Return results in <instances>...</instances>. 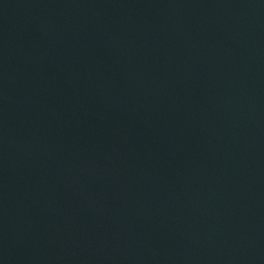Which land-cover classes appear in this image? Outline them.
<instances>
[{
  "label": "water",
  "instance_id": "1",
  "mask_svg": "<svg viewBox=\"0 0 264 264\" xmlns=\"http://www.w3.org/2000/svg\"><path fill=\"white\" fill-rule=\"evenodd\" d=\"M0 264H264V0H0Z\"/></svg>",
  "mask_w": 264,
  "mask_h": 264
}]
</instances>
